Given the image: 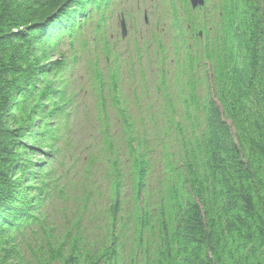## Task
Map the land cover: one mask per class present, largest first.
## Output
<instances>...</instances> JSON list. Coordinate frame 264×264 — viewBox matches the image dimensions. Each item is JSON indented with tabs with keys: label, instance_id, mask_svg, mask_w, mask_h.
Instances as JSON below:
<instances>
[{
	"label": "trees",
	"instance_id": "obj_1",
	"mask_svg": "<svg viewBox=\"0 0 264 264\" xmlns=\"http://www.w3.org/2000/svg\"><path fill=\"white\" fill-rule=\"evenodd\" d=\"M114 1L0 0V264H264V0H169L124 53Z\"/></svg>",
	"mask_w": 264,
	"mask_h": 264
},
{
	"label": "rangeland",
	"instance_id": "obj_2",
	"mask_svg": "<svg viewBox=\"0 0 264 264\" xmlns=\"http://www.w3.org/2000/svg\"><path fill=\"white\" fill-rule=\"evenodd\" d=\"M168 1L169 0H155L152 3V0H142V1L137 0V2H139V4H140V9L138 10V13L135 12V15L139 21L138 24L143 22V20H142L143 19V13L145 10H148V12L150 13L149 17L151 16V18H150L151 20H154L155 14H156L155 18L157 17V15L162 14L164 12L166 14V11H167L166 7L168 5ZM174 1H175V6H176L177 10L180 9V14L181 13L183 14L182 8L180 6V2L178 0H174ZM115 2L116 1H114L112 3V6H111L112 17L109 20L106 29H107L108 33L112 36V38L117 40V42L115 44H113L114 48H115V52L120 51L121 53H124V51H125L124 49L126 47H131V45H130V40L128 37H127V39L121 38V33H120L121 29L119 27V20H120L119 16H120L121 10H120L119 6L116 7ZM125 6L131 7V9H133V7H134L133 2L126 4ZM150 11H152V12H150ZM153 11H155V13H153ZM126 22H127L128 29H130L129 28L130 21L128 20V18H126ZM167 22L168 23L166 25L169 26V21L167 20ZM143 30H144V27H143ZM130 34H131V31H130L129 35ZM161 34H163V33H161ZM84 36H86L90 42L88 44L89 45L88 49L87 48L85 49L83 56H85L87 53H89L90 58H92V57H94L93 50H92V47L94 44L91 42V39H92L91 30L88 32H85ZM165 44H164L165 46L170 47V44L168 42H165ZM122 45H124V47L121 49ZM122 50H124V51H122ZM78 54L80 56L82 55V53H78ZM112 60H114V58ZM133 60H134V63L137 62L135 57L133 58ZM101 63H102V66H104L103 65L104 58L101 59ZM119 65H120V69L122 71L121 72V79H122L123 85L125 87V95L128 98H129V92H131V90L134 89L133 87H137L138 89H141V86L143 85V83H146V84H147V82L149 83V79H150V82H152L151 76L149 74L145 75L144 80H142L140 78V75H138V74H136V79H133L132 76H128L129 73H133V72L127 68V62L125 60L124 55L121 57ZM169 65H170V68L173 67V64L171 62L169 63ZM142 67L144 69V64ZM209 70H210V68H208V71ZM134 73H137V72H134ZM88 74H89V70L87 69L85 64L83 65V63L81 62L76 67L75 76L74 77L72 76L70 79V82H71L70 85L73 87L72 89L75 88V92L77 93V97L75 99V105L72 107V112H71V115L69 118L68 127H69V130L71 132L72 140L76 141V144H78V147L80 146L79 142L80 143H83V141L86 143L89 142V138L87 135L89 133V128L93 125L92 120H91V123L89 121H90V118L92 117V115L96 113V105H94L95 104V97H94L93 91H89L86 88L85 81L87 79ZM84 83H85L84 88H79L78 84L82 85ZM77 106H78L77 112L74 114L73 111ZM86 113H89L90 118H88L86 116ZM138 126H140V124H138ZM159 155H160V152L158 151L156 153V158H158ZM37 157H41V156H37ZM37 157H34V159H36ZM102 204H103V202H102ZM96 222L98 224L102 225V222H100L99 220H96ZM130 228L132 231L133 227H129V229ZM99 231H101V228L99 230H96L95 233H97ZM129 234H131V233H129ZM97 235L98 234H95V236H97Z\"/></svg>",
	"mask_w": 264,
	"mask_h": 264
},
{
	"label": "water",
	"instance_id": "obj_3",
	"mask_svg": "<svg viewBox=\"0 0 264 264\" xmlns=\"http://www.w3.org/2000/svg\"><path fill=\"white\" fill-rule=\"evenodd\" d=\"M190 3H191L193 8H196L198 6H202L204 4V0H190ZM121 26H122V34H123V36H125L126 35V26H125L123 20L121 22Z\"/></svg>",
	"mask_w": 264,
	"mask_h": 264
}]
</instances>
